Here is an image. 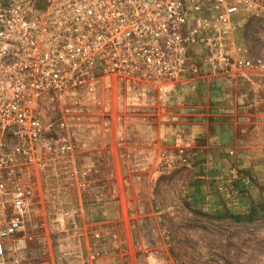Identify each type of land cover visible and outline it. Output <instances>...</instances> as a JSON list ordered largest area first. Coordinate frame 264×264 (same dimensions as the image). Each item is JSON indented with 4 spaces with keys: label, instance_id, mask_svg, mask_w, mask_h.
Returning a JSON list of instances; mask_svg holds the SVG:
<instances>
[{
    "label": "rangeland",
    "instance_id": "1",
    "mask_svg": "<svg viewBox=\"0 0 264 264\" xmlns=\"http://www.w3.org/2000/svg\"><path fill=\"white\" fill-rule=\"evenodd\" d=\"M243 14L221 40L231 50L229 65L196 43L190 68L176 83L138 79L76 95L51 91L42 100L44 133L53 146L36 142L33 161L22 159L13 173L0 170L7 185L32 189L28 229L8 240L0 264H74L59 254L81 253L82 244L70 236L81 190L105 199L116 188L108 177L107 139L124 160L120 186L132 206L130 253L119 250L94 264H264V149L242 144L205 156L185 125L194 102L233 91L242 98L245 141H264V18ZM122 138L131 145L118 146ZM91 156L101 161L91 163ZM10 197L1 196L6 215ZM46 254H57L54 263Z\"/></svg>",
    "mask_w": 264,
    "mask_h": 264
},
{
    "label": "built area",
    "instance_id": "2",
    "mask_svg": "<svg viewBox=\"0 0 264 264\" xmlns=\"http://www.w3.org/2000/svg\"><path fill=\"white\" fill-rule=\"evenodd\" d=\"M243 13L264 18V0H0V170L33 161L36 142L53 146L41 119L51 91L76 95L138 79L173 84L189 70L196 43L229 65L221 40ZM31 194L0 175V256L27 231ZM3 195L11 196L9 215Z\"/></svg>",
    "mask_w": 264,
    "mask_h": 264
},
{
    "label": "crops",
    "instance_id": "3",
    "mask_svg": "<svg viewBox=\"0 0 264 264\" xmlns=\"http://www.w3.org/2000/svg\"><path fill=\"white\" fill-rule=\"evenodd\" d=\"M227 82L223 80L222 83ZM229 82L230 85L237 84L235 80ZM230 85L226 86L230 87ZM231 92L216 98H201L203 102H194L197 105L191 108L192 113L190 114L193 115V119L185 123L188 137L192 140L193 145L200 147V150L205 152V156L216 155L214 148L235 147L242 144L254 148L258 147L263 152L264 141L252 143L245 141L246 137L241 133L244 127L240 121L243 114L242 98H238L233 91ZM191 99L199 100V98H188V100ZM171 125H173L172 129L175 130L182 127L180 123H172ZM127 140V138L119 139L117 145L130 146L131 144ZM103 142L107 148H110V155L107 156L108 160H106L110 163L108 177L114 181L116 188H114L112 198L107 197L105 199L90 198L84 190H81L80 201L75 204L72 210L76 218L72 221L75 230L70 235L75 243L82 244L81 253L59 254L63 259L74 260L70 261L74 264H94L96 259L116 254L119 250L121 254L130 253L127 227L132 225L131 218H128L131 217L132 206L128 200L129 192L125 186H122L123 190L121 191L120 186V178H123V168L120 163L122 164L124 160L118 148L117 152L115 151L116 145L112 139ZM101 145L102 143L98 147ZM99 161L101 158L98 156L90 157L91 163ZM45 221V225L49 226V221L47 219ZM115 227L118 228L117 231H115ZM56 256L57 254H46V258L51 263H54Z\"/></svg>",
    "mask_w": 264,
    "mask_h": 264
}]
</instances>
